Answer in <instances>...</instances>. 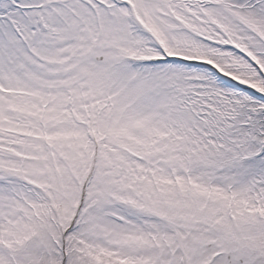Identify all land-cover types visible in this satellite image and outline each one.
I'll use <instances>...</instances> for the list:
<instances>
[{
	"label": "snow or ice",
	"instance_id": "obj_1",
	"mask_svg": "<svg viewBox=\"0 0 264 264\" xmlns=\"http://www.w3.org/2000/svg\"><path fill=\"white\" fill-rule=\"evenodd\" d=\"M0 264H264V0H0Z\"/></svg>",
	"mask_w": 264,
	"mask_h": 264
}]
</instances>
